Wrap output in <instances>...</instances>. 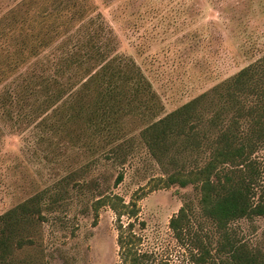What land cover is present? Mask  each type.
<instances>
[{
  "label": "rangeland",
  "instance_id": "obj_1",
  "mask_svg": "<svg viewBox=\"0 0 264 264\" xmlns=\"http://www.w3.org/2000/svg\"><path fill=\"white\" fill-rule=\"evenodd\" d=\"M89 1L93 16H99V22L93 25L99 35L96 40L109 41L111 54L134 60L159 97L162 114L206 91L202 106L205 118L223 108L224 123L210 126L204 120L200 131L211 137L228 122L233 112L227 94L229 82L242 67L264 55V0ZM57 2L0 0V18L35 19L40 7H52ZM7 109L16 112L13 106ZM146 121L142 108L123 121L119 140H129L126 159L119 163L104 156L109 145L101 138L95 136L86 145L87 136L83 135L71 144L66 134L58 138L44 133L40 117L17 120L0 109V215L36 193L45 194L43 217H31L30 229L21 225L17 232L32 241L14 248L8 264H118L114 212L108 206L101 207L94 223L92 194L70 189L69 185L66 194L65 187L57 182L70 171L73 180H87L94 190H105L118 172H123L122 182L113 191L126 202L135 190L143 189L138 219L145 223L141 230L144 247L171 264H185L196 252L179 244L168 225L179 207L191 201L195 208L193 229L207 241L211 251L206 264H224L222 260L226 264L228 254L215 249L222 240L220 235L198 209L197 187L177 183L164 186L162 181L178 169L202 166L209 153L206 141L203 138L199 146L187 148L180 138L161 164L149 154L139 136ZM66 129L69 125L62 126V131ZM58 140L63 144L59 150L53 148ZM171 156L175 161H169ZM255 157L261 170L256 185L259 195L264 188V146ZM55 194L64 199L54 203ZM228 229L233 240L264 254L263 217L231 221Z\"/></svg>",
  "mask_w": 264,
  "mask_h": 264
},
{
  "label": "trees",
  "instance_id": "obj_2",
  "mask_svg": "<svg viewBox=\"0 0 264 264\" xmlns=\"http://www.w3.org/2000/svg\"><path fill=\"white\" fill-rule=\"evenodd\" d=\"M57 1L52 7H40L38 19L0 18V109L17 120L40 117L44 133L58 138L66 134L71 144L83 135L87 136L86 145L95 136L101 138L109 145L104 156L119 163L126 159L129 140H119L123 121L140 108L147 121L139 136L149 154L161 164L180 138L187 148L199 146L204 138L209 151L204 164L194 170L181 168L169 173L162 179L164 186L177 183L197 187L198 209L220 235L222 240L215 249L228 254L226 264H264L261 250L236 242L228 229L229 223L237 219L264 218V188L257 195L261 170L255 157L264 146V55L242 67L229 82L232 115L210 137L200 131V124L204 120L210 126L224 122L223 108L205 118L202 106L208 92L162 114L159 97L134 60L111 54L109 41L96 40L99 35L93 25L99 22V16H93L91 2ZM100 29L104 30L102 26ZM8 106L15 107L16 112L11 113ZM67 125L69 130L62 131ZM62 145L58 140L53 148L59 150ZM174 159L171 156L169 161ZM123 178V172H118L105 190H94L87 180L76 182L72 171L57 182L65 187L66 194L68 185L92 194L94 223L101 207L108 206L114 212L118 264H171L144 247L141 230L145 223L138 219V200L145 192L135 190L126 202L113 191ZM44 197L42 191L36 193L0 215V263L8 264L14 248L32 241L17 232L21 225L30 229L31 217H43ZM59 199L64 197L55 194L52 201L57 203ZM193 216V203L185 201L168 225L179 244L196 250L185 264H206L211 251L207 241L193 229Z\"/></svg>",
  "mask_w": 264,
  "mask_h": 264
}]
</instances>
